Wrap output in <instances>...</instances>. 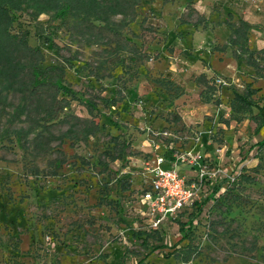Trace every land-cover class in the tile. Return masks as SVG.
Wrapping results in <instances>:
<instances>
[{"label": "rangeland", "instance_id": "obj_1", "mask_svg": "<svg viewBox=\"0 0 264 264\" xmlns=\"http://www.w3.org/2000/svg\"><path fill=\"white\" fill-rule=\"evenodd\" d=\"M30 11L13 30L42 49L44 66H65L79 98L61 113L69 121L39 126L23 145L4 132L20 96L0 94V264H264V77L236 54L228 24L249 21L264 69V0H142L124 28L141 59L88 42L72 17ZM252 88V108L234 113V93ZM165 129L173 135H156ZM161 140L215 174L200 200L150 229L140 194Z\"/></svg>", "mask_w": 264, "mask_h": 264}, {"label": "trees", "instance_id": "obj_2", "mask_svg": "<svg viewBox=\"0 0 264 264\" xmlns=\"http://www.w3.org/2000/svg\"><path fill=\"white\" fill-rule=\"evenodd\" d=\"M162 1L168 3L173 0ZM141 2L142 0H0V94L3 90H12L20 96L19 103L9 113L7 120L10 125L4 130L5 135L10 129L20 144L24 145L28 135L39 126L42 127V132L56 122L69 121L68 115L61 117V113L71 105L72 99L79 98L78 92L65 78V66L58 63L44 66L45 54L42 49L29 42L27 32L13 30L18 12L27 7L31 14L39 15L49 11L61 21L72 17L77 21L74 27L81 25L86 30L88 42L110 45L111 51L128 50L132 56L141 59L147 54L141 51L133 35L124 32L129 22L136 19ZM118 14L122 16L120 20L112 19L113 15ZM181 22L199 24V21L193 22L182 16ZM228 24L231 29L230 42L240 48V53L236 54L245 53L247 62L264 77V69L255 56V51L247 45L251 24L243 18H239L238 23L230 20ZM254 92V88L245 93L236 91L231 102L233 112L250 110ZM17 121H25L27 125L12 127L11 124ZM76 121L81 123L79 117H76ZM260 121V124H264L263 117ZM80 126L88 127V124L81 123ZM69 134L70 132L61 133V141ZM257 144L264 146V136ZM219 188L220 185L214 191L217 192ZM188 223L190 226L192 222H182L180 230H184Z\"/></svg>", "mask_w": 264, "mask_h": 264}, {"label": "built area", "instance_id": "obj_3", "mask_svg": "<svg viewBox=\"0 0 264 264\" xmlns=\"http://www.w3.org/2000/svg\"><path fill=\"white\" fill-rule=\"evenodd\" d=\"M215 80L218 85L227 84L222 77ZM156 135L170 137L173 134L165 129ZM160 145L165 146L168 153L158 151ZM154 148L156 151L145 161L149 179L141 190L140 201L150 229H159L168 219L201 199L206 179L215 172L210 173L191 151H173V140L155 142ZM182 162L194 167L196 174L189 176L182 172L178 167Z\"/></svg>", "mask_w": 264, "mask_h": 264}, {"label": "crops", "instance_id": "obj_4", "mask_svg": "<svg viewBox=\"0 0 264 264\" xmlns=\"http://www.w3.org/2000/svg\"><path fill=\"white\" fill-rule=\"evenodd\" d=\"M243 19H245V20H247L246 18H243ZM248 21V20H247ZM249 22V21H248ZM248 42V41H247ZM248 63V62H247ZM249 64V63H248ZM250 65V64H249ZM252 66V65H251ZM254 67V66H253ZM216 84V83H215ZM218 85V84H217Z\"/></svg>", "mask_w": 264, "mask_h": 264}]
</instances>
